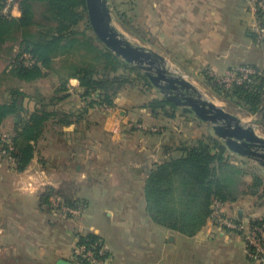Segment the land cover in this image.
<instances>
[{
  "label": "crops",
  "instance_id": "crops-1",
  "mask_svg": "<svg viewBox=\"0 0 264 264\" xmlns=\"http://www.w3.org/2000/svg\"><path fill=\"white\" fill-rule=\"evenodd\" d=\"M165 4L171 42L169 54L186 59L189 40H193L192 45L203 65L217 74L239 66H251L264 72V42L258 44L252 33L256 20L249 0H166ZM15 13L16 18L21 16L19 5ZM69 82L58 106L62 119L74 113V106L79 107L87 100L78 97L79 82L74 78ZM146 103L148 100L142 96L127 94L114 101V113L103 111L97 115L95 127L104 142L92 139V147L103 161L81 159L79 125L82 120L74 121L69 117L68 124L62 120L56 127V135L64 139L52 156L45 157L47 163L40 162L36 154L24 172L0 174V238L14 227L13 209L18 206L15 198L25 199V194L14 188L16 184L24 188L27 183V188L30 184L34 186V194H29L32 200L29 210L34 215L31 218L40 222L43 249L54 264L60 259L73 263L79 236L89 234L101 238L115 264H254L247 257L243 239L220 224L217 216L212 215L194 238L159 227L149 219L144 188L150 170L156 164L179 156L180 144L191 143L199 139L200 134L208 135L210 126L204 123L205 132L199 122H195L198 120L181 109L180 119H170L158 115ZM194 128L199 130L195 137L192 136ZM46 130L47 126L39 142L56 145L47 139ZM85 130L87 128L82 131ZM83 163L92 168L93 175L81 167ZM105 163L112 168L107 174V170H102ZM65 182L78 185L75 194H68L86 204V209L74 221L50 214L35 195L44 187L58 191ZM84 183L88 185L86 190H82ZM112 184L120 185L119 189H113ZM252 200L221 204L219 214L236 222L262 219L264 207L256 206ZM3 254L0 246V264L9 260Z\"/></svg>",
  "mask_w": 264,
  "mask_h": 264
},
{
  "label": "trees",
  "instance_id": "trees-1",
  "mask_svg": "<svg viewBox=\"0 0 264 264\" xmlns=\"http://www.w3.org/2000/svg\"><path fill=\"white\" fill-rule=\"evenodd\" d=\"M18 1L21 11L19 18L0 16V55L17 42L22 49L10 70H6V74L22 82L46 79L44 71H53L55 59L71 55L81 45L78 28L84 20H88L85 0ZM3 3L4 0H0V9ZM37 5H41L45 10L43 18L46 26L36 24ZM33 27L40 29L39 32H31ZM87 27L91 30L88 22ZM18 34L21 35L20 38ZM25 54H29L35 61L32 66L25 65ZM97 57L107 63V68L114 66L113 73L127 69L119 58L106 48L100 50ZM73 78L80 83L81 89H84V99L98 94L97 98H100L105 106L114 107V96L117 92L115 86L120 78H100L93 66L75 70ZM142 80L147 88L152 87L146 75H143ZM205 83L215 90L214 93L219 98L233 102L247 114L258 117V124L264 127V72H259L254 84L234 87L231 90L218 84L211 75L207 76ZM66 89L64 84L62 92ZM112 91L114 92L111 94ZM17 94L22 95L20 92ZM148 107L155 113L161 111L170 119L176 117L178 108L168 101H153ZM169 107L173 109L172 112H168ZM23 111L24 105L18 99L0 104V127L11 118L18 119L15 124L16 134L12 139L18 172H24L35 159L36 143L54 116L45 110L36 109L23 118ZM69 117L74 115L70 114ZM177 152L179 156L154 165L145 183L146 213L155 225L194 238L212 217L215 202L234 204L252 198L257 200L256 206L264 207V178L241 168L236 163L238 156L232 154L219 139L205 135L191 143L180 144ZM248 176L252 177L250 183L245 181ZM48 196H56L72 207L79 208L82 205L80 201L74 202L64 190L49 189L44 197ZM251 222L259 224L261 221L257 219ZM76 245L87 249L97 245L98 249L106 246L101 238L93 234L79 236ZM96 255L98 256V253ZM109 257L110 254H107L102 259L106 261ZM73 261L75 264H90L80 261L79 258Z\"/></svg>",
  "mask_w": 264,
  "mask_h": 264
},
{
  "label": "rangeland",
  "instance_id": "rangeland-1",
  "mask_svg": "<svg viewBox=\"0 0 264 264\" xmlns=\"http://www.w3.org/2000/svg\"><path fill=\"white\" fill-rule=\"evenodd\" d=\"M160 1L163 2L162 5L159 4ZM165 3L166 0H108L110 13L113 19V26L127 40L136 46L144 47L161 55L165 59V64L170 71L175 75L183 76L187 81L192 83L208 101L213 102L218 107L224 108L227 112L240 118L245 124H253L256 133L264 138V127L258 124V117L247 114L233 102H226L219 98L214 93V89L205 85L207 76L210 77V72L214 70L203 65L204 63L201 61L200 55L197 51L195 52V48L192 45V43H194L193 40H189V55L186 59L182 58L181 55L174 56L172 53V55L169 54L171 42L168 39L167 6ZM18 4L19 3H17V6ZM35 8L36 24L46 26L47 24L43 18V13L45 11L44 8L41 5H37ZM87 22L90 25L88 20H84L78 28V38L80 39L81 45H79L77 50L71 55L55 59L52 66L53 71H44L47 75L46 79L29 83L24 82L23 84L20 83L22 81H18L6 74V70H10L14 59L20 52H22V49L18 44L19 42L15 43L12 48H10L11 44L10 47L0 55V104L10 102L12 99H18V101L24 105V111L21 114L23 118L27 117V114L36 109L45 110L54 114V118H51L50 120L53 123H50V121L48 122L46 136L50 142H54L56 145L48 142L40 143L39 141L36 143V154L40 162L44 161L47 163L45 157L52 156L59 147L58 144H61L62 139H64L61 136L56 135V127L59 126L58 124L63 123L62 120H65V122L69 121L70 115H67L65 119H62L61 117L63 113L58 109V106L62 98L65 96L62 92L64 84H66V88L70 85L69 80L73 78L75 70L79 68L93 66L100 78L102 76L110 79H113L114 77L120 78V81L115 86V89H117L114 96L115 100L128 94L129 96L134 95L136 97H144L145 100H148V103H146L147 105L153 101L166 102L160 91L152 84V87L150 88L145 86V83L142 80L143 75H145L143 70L127 64L121 58H119V61L125 65L127 69H120L117 73H113L114 66L110 65L109 68H107V63H104L103 60L97 57L98 52L104 50L106 47L97 39L92 28L91 30L88 29ZM39 30L40 29L33 27L30 31L38 33ZM20 36L21 35L18 34V38H20ZM191 59L193 60L192 63L189 62ZM24 63H26L25 59ZM18 92L22 93V95L19 96L17 94ZM84 92V89H80L78 96L80 99L84 97ZM113 92L114 91L110 93L112 94ZM97 95L98 94H93L85 102H81L79 107L74 106V117H71L74 121L82 120L79 125V134L82 138V153H80V156L85 162L88 160L103 161V158L100 157L97 150L92 147V139L104 142V138L100 137L99 131L95 127L97 115L103 113V110L101 109L105 106V104L100 101V98H97ZM73 103H76V101ZM180 109L182 110V108H177L175 118H181L182 115L179 111ZM92 111L95 112L91 113ZM172 111L173 109L169 107L168 112ZM157 113L158 115H163L161 111H158ZM190 116L194 120H198L193 114ZM15 120L18 122L17 118H11L0 127V138L5 137L7 139L6 141H12L16 134ZM195 122H199L198 124H200L202 130L206 132L204 129V122L200 120ZM84 128H87V131L85 130V132H83L82 130ZM194 130L195 132L192 130V136H198L199 130L195 128ZM207 131L208 135L205 133L203 135L200 134L199 138L205 135L216 138L211 127ZM4 143L6 142L0 141V151L3 149ZM86 144L89 146V149H87ZM42 155H44V157ZM0 162L4 164V166L0 167V174L8 176L12 172L20 173L18 172V161L17 164H11L2 157L0 153ZM236 163L241 168L247 170L250 174L257 173L264 178V170L253 161L237 157ZM102 165L104 166L102 167V170H107L106 174L112 170V168L109 167V163ZM82 166L89 171L90 175H93L92 168H88L86 163H83L81 167ZM103 173L105 172H102V174ZM245 181L248 183L252 182V177L248 176ZM85 183L82 190L88 188V185L86 186ZM17 186L18 184H16L14 190L23 195L25 194V199L22 197L19 198L20 196L15 198V203L18 206L13 209L15 217L14 227L10 231H5L4 235H1L0 246L4 252L3 256H5L6 259L9 258L8 261H3V264H54V260H51L49 255H47L43 249L45 243L43 242L44 239L42 237L43 233L41 224L38 219L31 218L34 215H31L32 212L29 210L31 207L30 202L32 201L29 194L33 193L32 188L34 186L30 184L27 188V183L24 185V188H22V184L19 187ZM119 186L120 185L112 184V188L116 190L119 189ZM77 187L78 185L75 182H65L59 190L75 194L78 190ZM49 189L52 188L44 187L36 192L35 195L37 194L36 196L39 198V201L46 207L45 209H47L50 214H57L58 218L62 216L65 220L74 221L77 220L82 211L86 209V204L82 202L81 199L80 203L83 206L81 205V207L76 208L67 205L62 199H59L56 196H48L45 198L44 196H46ZM73 201L76 202L77 200H74L73 198ZM253 202L258 203L256 199ZM75 211L76 213H79L75 215L73 213ZM76 252L75 245L73 251L75 258H79L82 262H90L88 257H85L83 254L78 256ZM112 260L113 256L110 251V257L104 264H115Z\"/></svg>",
  "mask_w": 264,
  "mask_h": 264
},
{
  "label": "water",
  "instance_id": "water-1",
  "mask_svg": "<svg viewBox=\"0 0 264 264\" xmlns=\"http://www.w3.org/2000/svg\"><path fill=\"white\" fill-rule=\"evenodd\" d=\"M85 3L94 34L111 53L143 70L166 101L208 124L216 138L232 154L249 159L264 170V138L256 133L253 124H245L240 118L205 99L192 83L170 71L161 55L127 40L113 26L108 0H85ZM56 264L73 263L60 259Z\"/></svg>",
  "mask_w": 264,
  "mask_h": 264
},
{
  "label": "built area",
  "instance_id": "built-area-1",
  "mask_svg": "<svg viewBox=\"0 0 264 264\" xmlns=\"http://www.w3.org/2000/svg\"><path fill=\"white\" fill-rule=\"evenodd\" d=\"M252 12L255 16V25L253 26L252 33L256 36L257 43L264 42V0H249ZM18 0H4L3 6L0 9V16L7 18H16V8ZM26 60L25 65L27 67L32 66L35 61L29 54L24 55ZM259 70L251 66H239L229 69L222 74L216 72H210L211 77L216 79V82L223 86L227 90H231L234 87H241L254 84ZM103 111L108 113H114L115 110L112 107L104 106ZM5 137H1L3 149L0 151L1 156L4 157L9 163L17 164V159L14 156V147L12 141H6ZM221 203L215 202L213 205L214 216L219 217L218 221L220 224L237 233L244 241L247 257L254 264H264V217L258 219L261 222L259 224H252L249 222H236L230 218L221 216L219 214L218 206ZM77 215L79 212L76 213ZM257 220V219H255ZM78 244V243H77ZM76 254L79 256L83 254L89 258L90 264H104L106 261L102 259L103 256L110 254V250L107 246H102L98 249L97 246H93L87 249L84 246L76 245ZM98 253V256L96 255ZM83 256V257H84Z\"/></svg>",
  "mask_w": 264,
  "mask_h": 264
}]
</instances>
